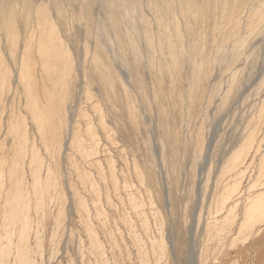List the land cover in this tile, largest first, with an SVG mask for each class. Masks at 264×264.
Returning a JSON list of instances; mask_svg holds the SVG:
<instances>
[{"label":"rangeland","instance_id":"374dc122","mask_svg":"<svg viewBox=\"0 0 264 264\" xmlns=\"http://www.w3.org/2000/svg\"><path fill=\"white\" fill-rule=\"evenodd\" d=\"M127 2L103 33L61 17L63 87L37 65L27 90L20 52L1 54L0 264H264L260 0L193 22L145 3L151 29Z\"/></svg>","mask_w":264,"mask_h":264},{"label":"bare ground","instance_id":"6f19581e","mask_svg":"<svg viewBox=\"0 0 264 264\" xmlns=\"http://www.w3.org/2000/svg\"><path fill=\"white\" fill-rule=\"evenodd\" d=\"M129 1H131L132 4L130 5L127 2L125 5L124 3V7L130 6L133 11V17L135 19L138 17L141 21H144L145 24H147V27L150 25L151 20L149 22L148 20L145 21L143 19L141 6L145 3H147V5L151 8L153 14H156L157 12V5L161 4L165 7V12H167L165 15H169V17L171 16L172 19L175 17H182L183 19L184 17H190L189 20L191 22H193L192 20L194 19V16H196L197 6L209 4V0H147L144 2H141L143 0ZM108 2L109 0H0V65L4 62L3 57H1L2 53H4L6 50L12 53L18 51L21 54V62L19 75L17 77L19 79L18 81L23 82V85H25L27 90L31 91V83L28 81L29 79L32 78V80L36 82L35 77L38 76L36 73L37 65L41 66L40 70H43L47 76L50 75L52 71L58 72L56 80L57 85L63 87L62 85L65 81V75H67L66 73L69 69L68 61L70 59V53L74 48L72 45H69V42H67L64 37H62L63 35L60 31L61 28H59L61 17H63L65 23L71 29L75 26L73 23L81 21L80 23L82 25V29L88 35L92 32L96 33L98 30L99 32L103 33L107 30L103 23L105 16L102 15L105 14L106 11L110 24L114 25V18L112 17L114 13H112V11H110L108 8ZM260 2L261 4L256 5V12H259V10L264 12V2L262 0H260ZM71 5L75 7L76 10L73 8V11L71 9ZM250 10L254 11V9ZM65 13L66 16H64ZM158 16L159 15H157V17ZM169 17L166 19H169ZM159 19L161 20L162 18L160 17ZM260 22H262V24L264 23L263 13L260 15ZM168 26L161 29V31L166 32L168 30L170 33L174 32L176 34L182 35V28L178 24H176V26H172L171 28ZM133 27L136 29L134 24ZM149 28L150 27H148V29ZM148 31L149 30L145 29L144 32L146 38L150 39L152 38V35ZM22 39L24 40L23 43L21 42ZM152 44L154 45L153 42ZM131 45L133 50H139V46L135 40L132 41ZM29 91L27 92L28 97L26 100L30 105L32 112L35 114L34 116H36L38 122L43 123L45 122V119L46 121L49 120V113L46 114L44 112L45 109L42 110V112L38 108L35 101L36 98L32 96V91ZM60 97L61 96H59V98ZM50 102L52 101L50 100ZM37 120L35 119V122ZM192 242L194 245V241Z\"/></svg>","mask_w":264,"mask_h":264}]
</instances>
